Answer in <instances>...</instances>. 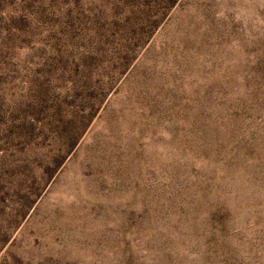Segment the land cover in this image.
Returning a JSON list of instances; mask_svg holds the SVG:
<instances>
[{
    "label": "rangeland",
    "instance_id": "obj_1",
    "mask_svg": "<svg viewBox=\"0 0 264 264\" xmlns=\"http://www.w3.org/2000/svg\"><path fill=\"white\" fill-rule=\"evenodd\" d=\"M7 29L64 156L0 264H264V0H0Z\"/></svg>",
    "mask_w": 264,
    "mask_h": 264
},
{
    "label": "trees",
    "instance_id": "obj_2",
    "mask_svg": "<svg viewBox=\"0 0 264 264\" xmlns=\"http://www.w3.org/2000/svg\"><path fill=\"white\" fill-rule=\"evenodd\" d=\"M23 21L11 20L13 25ZM26 38H30L29 31L7 29L0 33V254L13 243L15 232L30 215L64 156L57 159L44 148L43 129L37 123L30 93L16 100L20 67L16 49Z\"/></svg>",
    "mask_w": 264,
    "mask_h": 264
}]
</instances>
